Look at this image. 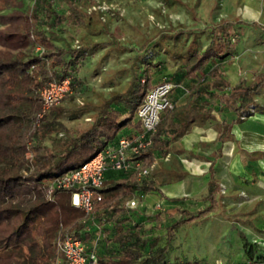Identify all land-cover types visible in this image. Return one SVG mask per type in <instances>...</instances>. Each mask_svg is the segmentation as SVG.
I'll use <instances>...</instances> for the list:
<instances>
[{"label": "trees", "instance_id": "obj_1", "mask_svg": "<svg viewBox=\"0 0 264 264\" xmlns=\"http://www.w3.org/2000/svg\"><path fill=\"white\" fill-rule=\"evenodd\" d=\"M56 1L38 0L35 6L25 10L26 0H0V25L14 26L17 31L15 45L19 49L15 54L0 53V264H55L60 237L70 234L82 238L89 215L72 204L70 190H56L50 198L49 184L80 168L124 128L132 126L133 117L126 118L116 107L132 101V112L135 113L151 89L146 76L141 80L136 75L123 91L104 100L91 123L68 126L60 120L68 111L62 103L72 99L83 85L71 70L78 64V59L108 45L127 48L115 40L102 42L94 39L106 31L99 9L87 12L83 0H60L65 7V11L60 12L54 7ZM94 3L95 0H91V5ZM68 23L86 32L84 37L88 36L77 47L57 44L61 40L62 26ZM235 25L229 22L216 25L211 30V42L203 52L190 49L181 56L187 75H201L202 81L197 84L187 105L161 115L153 134V146L144 155L146 166L151 167L155 159L165 156L171 144L194 126L216 120L218 116L214 113L213 101L220 104L221 121L216 129L222 145L214 154L215 158L220 157L233 124L255 105L260 83L233 85L224 68L215 62L235 53L243 37V33L235 30ZM37 46L43 47L44 52L37 53ZM152 50L147 48L143 56ZM66 56L70 59L64 62ZM209 64L211 66L205 72ZM66 77L72 80V93L38 119L42 111L39 90L52 80ZM29 152L31 158L27 157ZM217 188L213 179L209 196L211 206L199 215L215 210ZM154 190L157 187L153 180H140L132 172L99 190L103 200L95 211L104 209L114 215L135 191ZM181 225L174 224L169 232ZM143 244L136 239L126 248L122 260H100V264H164L162 249L144 256Z\"/></svg>", "mask_w": 264, "mask_h": 264}, {"label": "rangeland", "instance_id": "obj_2", "mask_svg": "<svg viewBox=\"0 0 264 264\" xmlns=\"http://www.w3.org/2000/svg\"><path fill=\"white\" fill-rule=\"evenodd\" d=\"M95 2L106 3L109 9L102 13L106 31L94 39L102 42L115 40L127 49L108 45L78 59V64L71 70L83 85L73 94L72 99L62 103L68 111L60 120L66 125L91 123L104 100L113 93L123 91L136 75L141 80L146 76L150 88L163 81L172 82L175 89L171 98L178 106L189 95L192 98L202 78L201 75L197 77L187 75L181 56L190 49L203 52L211 42L212 28L229 22L236 24L237 32L243 33L242 40L237 44L234 54L215 62L224 68L227 79L233 85L250 84L255 81L260 83L261 88L255 95V105L241 117L239 125L243 126V132L246 129L255 130L264 135V124L260 121L264 116V0H95ZM37 3L38 0H26L24 9L29 10ZM82 4L87 12L94 5H91V0H83ZM54 7L60 12L65 11L60 0L54 3ZM62 28L58 45L71 44L77 47L81 45L83 38L85 41L88 39V36L84 37L86 32L78 30L71 23L64 24ZM16 37L17 31L14 26L0 25L1 54L18 52L19 49L15 45ZM147 48L153 50L143 56ZM140 56H143L142 59ZM69 59L70 56H66L63 60L67 62ZM210 66L209 64L205 72H208ZM212 106L219 115L218 101H213ZM133 107L132 101H129L122 102L116 108L122 110L126 118L133 117L136 121L138 110L133 113ZM46 143L50 144L49 141ZM237 144V155L245 156L246 150L243 146L240 150L242 141ZM200 151L203 152L205 149ZM193 155L190 152H183L180 156L188 160ZM257 157L264 161L263 151L258 153ZM154 166L150 167L149 177ZM258 177L264 181V174H259ZM251 178L249 177V180ZM255 178L256 176L254 180ZM263 181L260 185L264 188ZM248 182L239 179L240 189L249 185L255 188L252 184L256 181L251 184ZM226 186L221 182L224 192L227 190ZM233 188L237 186L234 185ZM234 194L232 200L237 203L247 199L246 192L240 193V196ZM226 204L228 203L224 205ZM256 208L255 203H252L229 214L230 219L179 227L170 234H164L162 238L158 233L151 239L157 245V249H162L164 264L190 262L242 264L249 260L264 261V224L255 223L258 221L255 218Z\"/></svg>", "mask_w": 264, "mask_h": 264}, {"label": "crops", "instance_id": "obj_3", "mask_svg": "<svg viewBox=\"0 0 264 264\" xmlns=\"http://www.w3.org/2000/svg\"><path fill=\"white\" fill-rule=\"evenodd\" d=\"M192 98L189 95L181 101L179 106L187 105ZM175 104L179 107L177 103ZM214 113L216 114L215 111ZM216 115L218 116L216 120H210L203 126H194L171 144L165 156L155 159L152 164L155 166L151 168V175L147 178L155 182L157 190L135 191L127 201L137 200L136 208H127L126 201L125 205L121 206V210L114 215L106 213L104 209H99L89 216L81 235L87 247L98 253L100 260H122L126 248L136 239L144 242L143 255H152L156 252L157 245L152 242L151 238L158 233L161 234V238L164 234H170L169 230L174 224H182L180 227H191L203 222L220 221L221 219L224 221V219H230L229 214L232 212L252 203H255L257 207L255 218L258 221L255 223L264 224V219L262 220L264 188L260 185L263 180L258 177L259 174H264V161L257 157L261 151L264 153V135L255 130L246 129L243 132V126H240L239 122L235 123L231 127L229 138L223 144L221 156L215 158V152L222 145L218 141L219 133L216 129V125L221 120L219 115ZM260 119L264 124V116ZM248 125L247 123L246 126ZM138 128L140 124L136 118L132 126L124 128L110 143H116L121 136L133 134ZM239 141L243 143L240 150L243 148L246 150L245 156L237 155V142ZM201 149L205 151L202 152ZM183 152H190L194 155L184 160L180 156ZM198 152L202 155H197ZM130 173L124 176L121 172L108 170L105 173L106 185L116 179L127 177ZM255 176L256 180H254ZM249 177H252V180H249ZM213 179L218 184L214 194L218 205L214 211L199 215L211 206L209 196L210 183ZM239 179L248 180L250 184L256 181L252 184L256 189L251 188V185L240 189ZM221 182L227 185L225 192L222 190ZM234 185L237 188L234 189ZM242 192L247 193L245 201L237 203L232 200L234 193L240 196ZM159 202L163 203L165 211L155 208ZM224 202L228 204L225 206Z\"/></svg>", "mask_w": 264, "mask_h": 264}, {"label": "built area", "instance_id": "obj_4", "mask_svg": "<svg viewBox=\"0 0 264 264\" xmlns=\"http://www.w3.org/2000/svg\"><path fill=\"white\" fill-rule=\"evenodd\" d=\"M92 9H99L103 13L109 7L106 3L95 2ZM35 51L43 53L44 48L37 46ZM71 82V78L66 77L62 80H52L41 87L39 93L42 111L38 115V119L72 93ZM174 89L175 85L170 81H163L153 86L136 114L140 128L133 134L121 136L116 143L109 142L103 150L80 168L55 179L49 184L48 196L52 198L56 190H70L72 191V204L90 216L103 200V195L99 190L106 186V171L133 172L140 180L147 178L150 167L145 165L144 155L153 146V134L160 123L161 115L176 107L171 98ZM27 157L31 158L32 154L29 152ZM137 205V200H129L126 203V207L129 209H134ZM155 208L162 211L164 205L159 202ZM57 251L58 257L55 264L101 263L100 257L94 249H89L82 238H76L70 234L58 239ZM242 264H264V261L249 260Z\"/></svg>", "mask_w": 264, "mask_h": 264}]
</instances>
